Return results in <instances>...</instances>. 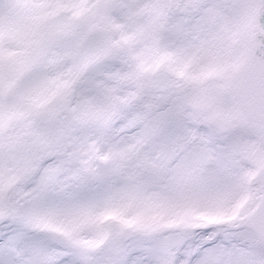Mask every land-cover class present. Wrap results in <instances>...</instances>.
<instances>
[{
    "label": "snow or ice",
    "instance_id": "6c2138e0",
    "mask_svg": "<svg viewBox=\"0 0 264 264\" xmlns=\"http://www.w3.org/2000/svg\"><path fill=\"white\" fill-rule=\"evenodd\" d=\"M0 264H264V0H0Z\"/></svg>",
    "mask_w": 264,
    "mask_h": 264
}]
</instances>
